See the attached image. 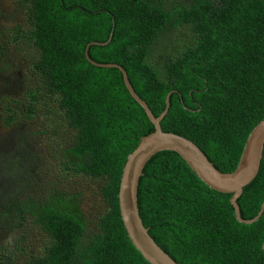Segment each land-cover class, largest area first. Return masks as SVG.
I'll list each match as a JSON object with an SVG mask.
<instances>
[{
	"label": "trees",
	"instance_id": "trees-1",
	"mask_svg": "<svg viewBox=\"0 0 264 264\" xmlns=\"http://www.w3.org/2000/svg\"><path fill=\"white\" fill-rule=\"evenodd\" d=\"M13 5L19 24L0 23L6 45L0 61L8 59L0 63V104L11 110L2 77L25 60L37 85L28 115L37 113L39 100L55 106L60 121L50 141L58 147L54 154L72 132L61 172L67 180L100 183L104 209L93 216L96 229L88 235L78 196L64 183L37 187L27 166L34 162L33 151L13 133L0 138V233L22 230L31 221L39 228L47 245L30 264H149L128 237L119 191L128 156L155 127L122 73L92 65L86 47L107 42L113 32L109 44L90 46V57L122 66L156 117L172 92L163 131L193 141L219 171L231 173L264 119V0H16ZM12 47L19 55L14 66ZM2 116L4 123L14 122L8 112ZM231 198L202 182L173 151L151 158L138 191L145 227L177 263L264 264V213L253 224L240 223ZM263 201L264 153L258 176L238 199L242 217L255 218ZM13 258L0 252V264Z\"/></svg>",
	"mask_w": 264,
	"mask_h": 264
},
{
	"label": "water",
	"instance_id": "water-1",
	"mask_svg": "<svg viewBox=\"0 0 264 264\" xmlns=\"http://www.w3.org/2000/svg\"><path fill=\"white\" fill-rule=\"evenodd\" d=\"M112 35L113 32L107 42L89 43L85 50V56L88 62L96 67L115 68L122 73L128 92L143 108L155 127L154 132L141 138L136 149L128 156L124 166L119 191L122 221L133 246L149 264H179L153 239L140 214L138 191L140 179L144 175L147 163L160 152L173 151L177 153L207 186L217 192L232 195L231 204L240 223L253 224L264 213V201L258 215L251 220H245L242 217L238 199L242 196L244 188L252 183L260 172L264 153V119L250 133L237 168L231 173L219 171L193 141L178 134L163 131L161 122L168 114L172 92L167 95L165 110L156 117L146 101L136 93L122 66L115 63H98L90 57V46H105L111 41Z\"/></svg>",
	"mask_w": 264,
	"mask_h": 264
},
{
	"label": "rangeland",
	"instance_id": "rangeland-1",
	"mask_svg": "<svg viewBox=\"0 0 264 264\" xmlns=\"http://www.w3.org/2000/svg\"><path fill=\"white\" fill-rule=\"evenodd\" d=\"M15 2L16 0H0V23L8 24L11 27L19 24L20 19L13 5ZM3 30L5 28L1 29V31ZM5 47L6 45L0 40V48L4 50ZM12 56L15 58L10 61L14 66L19 55L16 54L13 47ZM7 61L8 59L5 57L3 60L1 59L0 63L6 65ZM26 64L27 62L22 59L11 72H5L2 77L3 82H7V87L3 90L5 102L11 106V110H7L0 104V138L11 136L14 133L23 144L33 151L34 162L27 166H30V172L36 177L37 187L44 186L46 183H52L57 187L65 185V190L68 193L78 196L81 210L85 212L88 221L87 234L90 235L96 229L93 216L96 213L100 214V211L104 209V204L97 192L100 183L90 179L75 180L71 178L67 180L62 174L60 164L65 149L69 147L67 141H69V136L72 137V132L65 133L64 142L66 143L59 153L54 154L58 147L50 144V141L58 130L60 118L56 115L55 106L46 104L42 100L36 104L37 113L33 117L28 115L26 106L33 102L31 96L36 91L37 85L28 74L29 70ZM4 112H8L14 121L10 125L4 123L6 118L2 116ZM36 134H40V136ZM43 134L45 136H42ZM46 245L45 235L32 221L20 231L10 234L0 233V252L5 250L13 255L11 264H30V259L42 254Z\"/></svg>",
	"mask_w": 264,
	"mask_h": 264
},
{
	"label": "bare ground",
	"instance_id": "bare-ground-1",
	"mask_svg": "<svg viewBox=\"0 0 264 264\" xmlns=\"http://www.w3.org/2000/svg\"><path fill=\"white\" fill-rule=\"evenodd\" d=\"M20 231V230H19ZM22 233V232H21ZM2 250V249H1ZM28 251V250H27ZM34 251V250H33ZM27 256V255H26Z\"/></svg>",
	"mask_w": 264,
	"mask_h": 264
}]
</instances>
